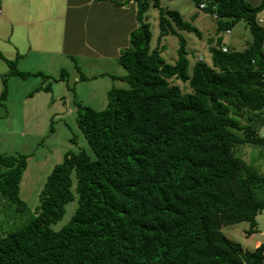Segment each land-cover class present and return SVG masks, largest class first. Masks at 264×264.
<instances>
[{"label": "trees", "instance_id": "16d2710c", "mask_svg": "<svg viewBox=\"0 0 264 264\" xmlns=\"http://www.w3.org/2000/svg\"><path fill=\"white\" fill-rule=\"evenodd\" d=\"M132 1L138 25L118 56L126 72L118 78L128 88H111L101 110L77 104L75 120L91 153L64 151L34 209L20 196L28 155L0 154V201L21 219L0 235V264H264V243L250 251L221 231L246 221V234L257 232L264 209V173L234 149L264 147L256 122L239 121L264 124V27L256 17L264 0L257 6L191 0L218 16L216 36L208 40L210 64L200 55L190 63L181 34L202 36L193 24L196 12L185 20L160 8V0ZM151 7L160 9L157 43L167 35L178 39L172 63L162 56L163 45L151 46ZM240 20L251 40L243 50L228 48L218 34ZM0 58L9 75L47 77ZM70 202L76 205L69 221L53 229Z\"/></svg>", "mask_w": 264, "mask_h": 264}, {"label": "crops", "instance_id": "0c3cea01", "mask_svg": "<svg viewBox=\"0 0 264 264\" xmlns=\"http://www.w3.org/2000/svg\"><path fill=\"white\" fill-rule=\"evenodd\" d=\"M244 1L252 6H257L261 2V0ZM258 19L264 27V9ZM137 25L136 6L132 0H0L2 56L7 60L15 61L20 71L40 72L53 78L58 76L61 69H66L70 74L69 79L53 80L40 75L20 78L9 75L6 61L0 58V120L6 118L12 121L10 115H12V106L15 110L14 98L17 97L14 102L23 103L25 97L31 98L37 93H47V95H38L40 100L35 98L39 106L43 105L47 123L38 129L39 133L30 134L40 136L39 138L54 135L57 128L50 121L61 120L63 115L68 118L70 111L77 112V106L73 109L69 106L68 100L67 102L62 100L68 98L65 94L70 93L72 96L74 94L73 92L71 94L72 89L69 90L68 84L77 90L74 95L80 96L78 100L81 105L89 106L86 104L89 101L99 104L96 99L99 96L101 101L107 104L110 87L116 86L115 83L118 82L125 83L118 78L126 73L118 63V56L120 51L128 46L129 34ZM231 33L232 29L230 33L226 32L228 36ZM225 44L237 49L235 40H225ZM262 50L264 52V48ZM80 73L86 78L81 79ZM31 78H38L40 82L32 80L33 87H30L32 89L27 84L25 90L28 92L24 93L20 100L19 95L23 91H20L19 95L18 91L24 82ZM46 80L49 81L47 84ZM95 80L103 86L101 94L98 90H95L96 95L91 91L87 94L83 93L88 85L83 83ZM57 84L64 87L58 93L57 89H53ZM5 89L6 93L3 97L2 93ZM44 105L50 107L44 108ZM51 125L53 133L48 134ZM263 132L264 129L258 133ZM258 153L263 158L261 164L264 173V147H261ZM262 213L264 209L256 216L257 232L255 233L261 230L258 216H262ZM260 234L263 235V232Z\"/></svg>", "mask_w": 264, "mask_h": 264}, {"label": "rangeland", "instance_id": "374dc122", "mask_svg": "<svg viewBox=\"0 0 264 264\" xmlns=\"http://www.w3.org/2000/svg\"><path fill=\"white\" fill-rule=\"evenodd\" d=\"M160 8L177 10L184 16L185 20H190L191 16L195 12L197 13V17L193 21V24L201 31L202 36L198 37L195 33L186 31H181V34L187 41V51L189 53L188 58L190 63H192L200 55L204 58L205 62L210 64L211 54L208 49V40L210 38H215L216 36V21L212 19L210 14L199 10L197 7H195L191 0H160ZM159 11L160 9L151 7L146 14L153 34L151 46L155 47L158 44H160V46L163 45L162 56L167 62L172 63L177 56L176 50L178 47V39L173 35H167L162 38L159 43H157V36L159 34ZM259 16L260 12L256 15L258 21ZM218 36L221 37L224 42L225 40L228 41V39L235 40L237 50H243L246 48L248 44H245L244 42L248 41L247 43H249L251 40L249 28L245 20H240L232 27L231 35L228 36L226 31H222L218 34ZM227 44L230 45L229 42H227ZM62 72L65 73V76L63 78H59ZM57 75L58 76L54 78L69 79L70 77V74L66 69L59 70ZM81 75L84 76V74L80 73L79 76ZM84 77L86 78V76ZM46 78H48V76ZM32 80H36L37 83L40 82L38 78H31L24 82V85L20 90L17 88L19 90L18 95L20 91H23L19 95L20 100L21 97L25 95L24 93L28 92V90H25L26 85L28 84L29 88L31 86L33 87L31 82ZM48 82L46 80V84ZM97 82L98 81L96 80L93 82L89 81V83L84 82L83 84L88 85L84 88L83 93L87 94L88 91H91L93 94H95V90H98V93L101 94L103 86ZM173 82L178 84L183 91H189V88L185 84L177 80H174ZM115 84L116 86L113 85L110 88L116 87L125 89L129 86L126 82H118ZM67 87L69 90L70 88L72 89L70 90L71 94H76L77 90L74 88V86L68 84ZM61 88L64 87H61V85L58 84L53 87V89H57V93ZM43 94L47 95V93H37L34 94V97H25L23 99V103L21 101L20 103L14 102L17 97L14 98L13 105L15 110L12 106V115H10V118L12 117V121L7 120L6 118L0 120V154L15 155L21 153L28 155L27 167L23 173L20 184V196L30 209H34L38 205L39 191L46 179V176L50 172L53 165L61 159L63 155L62 153L64 151L68 149L74 152L85 150L86 152L91 153V149L76 123V111H74V113L70 111L68 118L63 115L61 120H49L52 122L53 126L57 128V131L54 135L44 136L41 138H39L40 136L37 137L36 135L31 136L30 133H39L38 129L41 128L43 124L47 123V120H45L46 117L44 118L45 114L43 112V105L39 106L38 102L35 100V98L39 99L38 95ZM74 94L72 96L70 93H67L65 96L68 95V98L66 100L62 99L63 102H67L68 100L69 106H72L73 109H75L78 103L81 104L80 100H78V97L80 98V96ZM96 99L98 100L99 104L91 103L90 101L86 102V104L96 110L104 109L107 104H104V102L101 101L100 96ZM48 107L50 106L44 105V108ZM58 107H60V104H58ZM239 121L242 125L254 124L256 122L255 127L259 133L264 129V124L261 126L259 120L249 121L246 119V117H242L239 118ZM236 133L240 136L243 135L241 131H236ZM234 149L237 156L242 157L245 161H247V163L254 165L257 169L262 171L261 161H263V158L262 155L258 153V151L261 150L260 146L251 143L238 144ZM75 205L76 202L68 203L66 205V211L62 219L53 224L51 227L55 230H58L63 225H65L69 221L74 211ZM262 214L263 218L260 215L258 216L259 226L261 229L258 233L247 235L246 230L249 228V223L246 221L223 226L221 231L227 237L240 243L243 248L252 251L261 243H264V213ZM20 223L21 219L14 217L7 204L3 203V201H0V235H5ZM260 232H263V235H261Z\"/></svg>", "mask_w": 264, "mask_h": 264}, {"label": "built area", "instance_id": "2783aa9c", "mask_svg": "<svg viewBox=\"0 0 264 264\" xmlns=\"http://www.w3.org/2000/svg\"><path fill=\"white\" fill-rule=\"evenodd\" d=\"M204 8H205V4H204V3H201V4L199 5V10H202V9H204ZM210 16H211L212 19H214V20H217V18H218V16H217L216 13H212ZM226 32H227V33H230V30H226ZM222 50H223L224 52H226V51H227V47L223 46V47H222ZM199 61H202V58H201V57H199Z\"/></svg>", "mask_w": 264, "mask_h": 264}]
</instances>
